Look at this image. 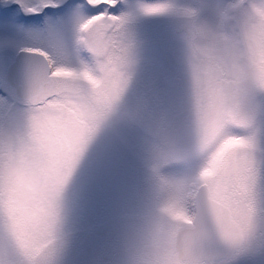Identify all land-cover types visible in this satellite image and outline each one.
Masks as SVG:
<instances>
[{
	"label": "clouds",
	"instance_id": "obj_1",
	"mask_svg": "<svg viewBox=\"0 0 264 264\" xmlns=\"http://www.w3.org/2000/svg\"><path fill=\"white\" fill-rule=\"evenodd\" d=\"M191 44L195 162L167 186L138 264H245L264 248V0H230L215 29L193 28ZM93 70L66 82V104L0 133V264H50L81 133L87 139L107 111L103 74Z\"/></svg>",
	"mask_w": 264,
	"mask_h": 264
},
{
	"label": "rangeland",
	"instance_id": "obj_2",
	"mask_svg": "<svg viewBox=\"0 0 264 264\" xmlns=\"http://www.w3.org/2000/svg\"><path fill=\"white\" fill-rule=\"evenodd\" d=\"M56 2L60 7L42 8L37 16L21 11L23 20L0 23V133L22 130L29 120V103L17 100L6 79L18 49L45 51L61 66L95 65L79 36L80 25L94 13L66 10L65 0ZM68 3L83 5L85 0ZM229 3L119 0L112 10L122 20V83L65 184L50 264H69L73 244L92 227L121 217L135 218L150 231L167 186L188 174L197 149L191 36L178 30L215 29ZM154 6L164 10L149 12ZM245 264H264V248L254 250Z\"/></svg>",
	"mask_w": 264,
	"mask_h": 264
},
{
	"label": "snow or ice",
	"instance_id": "obj_3",
	"mask_svg": "<svg viewBox=\"0 0 264 264\" xmlns=\"http://www.w3.org/2000/svg\"><path fill=\"white\" fill-rule=\"evenodd\" d=\"M67 3V9L73 8L80 11L89 10L94 14L88 17L79 27L80 43L92 54L95 59L96 70L103 74V108L108 110L112 102L118 97L122 83V66L124 63V46L121 36L122 20L114 15L112 10L116 9L119 0H85V4L76 5ZM58 8L60 4L56 0H3L0 6V23L11 24L23 20L21 11L26 15L37 16L42 8ZM161 6L148 9L149 12H160ZM35 56L43 58V62L35 69L32 80L28 103L30 112H40L50 105L66 104L68 102V90L66 82L77 80L81 77H93V67L83 66L73 68L61 66L50 58L45 51L34 49ZM212 58L210 71L213 75L218 74L215 64L214 53L209 52ZM199 83V81H197ZM243 123V122H242ZM39 131V124L35 125ZM92 129H87L89 134ZM221 129H215L210 139H205L202 146L207 147ZM235 139H242L235 137ZM81 143H85L86 134L81 133ZM227 149V142L220 150V155ZM264 151V149H261ZM219 159V155L217 157Z\"/></svg>",
	"mask_w": 264,
	"mask_h": 264
},
{
	"label": "flooded vegetation",
	"instance_id": "obj_4",
	"mask_svg": "<svg viewBox=\"0 0 264 264\" xmlns=\"http://www.w3.org/2000/svg\"><path fill=\"white\" fill-rule=\"evenodd\" d=\"M147 234L132 217L92 227L78 244L72 245L67 256L69 264H138Z\"/></svg>",
	"mask_w": 264,
	"mask_h": 264
},
{
	"label": "water",
	"instance_id": "obj_5",
	"mask_svg": "<svg viewBox=\"0 0 264 264\" xmlns=\"http://www.w3.org/2000/svg\"><path fill=\"white\" fill-rule=\"evenodd\" d=\"M8 70L10 84L16 87V93L21 99L29 98L31 80L35 69L43 62V58L34 54L21 53Z\"/></svg>",
	"mask_w": 264,
	"mask_h": 264
}]
</instances>
